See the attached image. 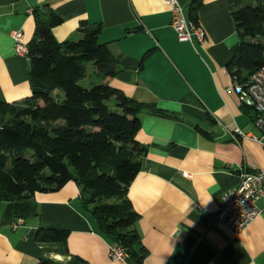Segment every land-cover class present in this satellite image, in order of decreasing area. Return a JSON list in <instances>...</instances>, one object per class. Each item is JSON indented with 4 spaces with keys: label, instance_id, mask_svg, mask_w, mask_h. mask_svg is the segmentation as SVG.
Wrapping results in <instances>:
<instances>
[{
    "label": "crops",
    "instance_id": "crops-1",
    "mask_svg": "<svg viewBox=\"0 0 264 264\" xmlns=\"http://www.w3.org/2000/svg\"><path fill=\"white\" fill-rule=\"evenodd\" d=\"M178 1L190 20L192 0ZM229 5L202 0L196 20L205 37L190 43L178 39L163 0H0V101L31 92L28 58L14 53L11 32L20 30L27 44L33 11L51 8L62 20L52 28L59 42L77 39L80 23L99 24L97 41L118 67L106 83L155 105L138 114L134 137L145 153L125 195L147 251L138 264H264L263 199L259 215L237 236L213 218L222 192L238 185L239 167L264 168V150L252 137L260 135L255 111L227 90L233 79L226 65L239 42ZM80 202L74 181L1 201L0 264H130L110 258V237ZM15 218L23 224L12 229ZM40 228L68 235L63 242L38 241Z\"/></svg>",
    "mask_w": 264,
    "mask_h": 264
},
{
    "label": "trees",
    "instance_id": "trees-1",
    "mask_svg": "<svg viewBox=\"0 0 264 264\" xmlns=\"http://www.w3.org/2000/svg\"><path fill=\"white\" fill-rule=\"evenodd\" d=\"M201 4L192 0L189 6L193 22ZM229 6L239 42L226 69L241 82L264 69V0H230ZM32 14L35 29L26 52L30 95L13 103L0 101V202L74 181L80 203L111 245L123 249L125 261L138 264L147 251L132 227L137 214L125 195L145 153L134 137L138 114L155 105L130 99L106 83L118 67L97 41L99 24L80 23L77 39L59 42L52 28L61 18L51 8ZM88 64L103 82L83 87L79 81ZM110 98L116 110L106 105ZM67 235L66 230L40 228L35 238L63 242Z\"/></svg>",
    "mask_w": 264,
    "mask_h": 264
},
{
    "label": "built area",
    "instance_id": "built-area-1",
    "mask_svg": "<svg viewBox=\"0 0 264 264\" xmlns=\"http://www.w3.org/2000/svg\"><path fill=\"white\" fill-rule=\"evenodd\" d=\"M171 12L170 26L178 35L180 41L192 43L194 40L203 41L205 33L202 27L192 20H186L178 0H163ZM14 43V53L27 56L28 47L23 40L20 30L11 32ZM227 90H232L239 102L255 111L253 125L258 128L260 135L253 137L264 150V71L258 70L241 82L232 81ZM234 133L242 135L238 128ZM239 183L234 188L225 190L220 196L222 205L213 215L216 223H221L231 235L237 236L260 213L259 201L264 200V168L241 166L237 170ZM23 224L22 218H15L11 224L12 229H17ZM123 249L117 245L109 246V256L113 260L125 261Z\"/></svg>",
    "mask_w": 264,
    "mask_h": 264
},
{
    "label": "rangeland",
    "instance_id": "rangeland-1",
    "mask_svg": "<svg viewBox=\"0 0 264 264\" xmlns=\"http://www.w3.org/2000/svg\"><path fill=\"white\" fill-rule=\"evenodd\" d=\"M86 77L82 80L79 81V83L84 87H89L90 84L92 85V83H94V81L97 79L92 72V68L91 65L88 64L87 65V74L85 75ZM97 83V82H95ZM106 105L109 107V109H113V105L111 102H106ZM113 199V198H112ZM114 200V199H113Z\"/></svg>",
    "mask_w": 264,
    "mask_h": 264
},
{
    "label": "water",
    "instance_id": "water-1",
    "mask_svg": "<svg viewBox=\"0 0 264 264\" xmlns=\"http://www.w3.org/2000/svg\"><path fill=\"white\" fill-rule=\"evenodd\" d=\"M131 264H134V263H131Z\"/></svg>",
    "mask_w": 264,
    "mask_h": 264
}]
</instances>
